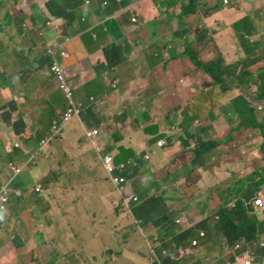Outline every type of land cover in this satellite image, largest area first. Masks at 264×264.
<instances>
[{
  "label": "crops",
  "instance_id": "0c3cea01",
  "mask_svg": "<svg viewBox=\"0 0 264 264\" xmlns=\"http://www.w3.org/2000/svg\"><path fill=\"white\" fill-rule=\"evenodd\" d=\"M22 1L28 12L23 23L17 25H23L25 36L29 34V46L21 47L25 39L14 37L13 46L0 56V74L7 82L0 86V192L2 185L11 190L9 210L0 214V264H247L249 260L264 264V231L256 244L248 247L242 242L238 250L231 247L220 227L224 209L232 210L240 199L247 205L258 197L264 199L259 132L237 129L240 122L230 104L234 125L225 116L217 115L221 108L215 111L216 106L212 110L215 120L187 121L188 110L193 111L195 104H188L186 110L179 97L167 99L171 84L166 77L175 63L177 66L179 60L185 59L183 54L189 46L200 57L212 47L217 48V55L212 54L208 61L222 57L228 65L239 66V72L240 65L253 52L264 50V30L257 28L254 38L261 40L260 47L253 46L250 40L238 42L235 33H230L229 40L214 38L218 32L225 35L224 31L234 23L230 17L211 22L222 11L219 7L240 10L243 0H232V6L225 5L226 0H193L199 7L196 14L187 16H183V9L190 0H61L65 4L61 10L51 7L53 0ZM207 3L213 5L208 7ZM257 9L252 17L264 13L263 8ZM133 17L137 23H133ZM15 20H20L19 15ZM199 21L209 28L195 31L193 26ZM239 34L244 36V28L240 27ZM66 39H71L66 48L69 58L62 64L68 80L72 79L75 102L82 112L64 128L60 139L51 143L48 153H39V144L33 143L36 134L67 110V100L51 73L49 61V50L52 54ZM37 41L42 42L40 48H36ZM149 42H158L161 48L159 60L163 66L159 69L152 67L149 57L139 50L141 43ZM26 65L28 70L22 73ZM165 66L171 68L166 70ZM253 69H264V59ZM191 71L189 66L183 71L190 81ZM181 75L172 86L180 83ZM23 78H28L29 92ZM116 79L122 83L114 82ZM193 84L187 81L182 90L196 92ZM36 93L43 99L40 105L24 98ZM220 97L225 99L218 105L230 103V95ZM175 108L179 109L170 117L168 113ZM48 110L56 113L46 118ZM180 111L182 115H178ZM97 128L103 151L118 157L122 149L130 151L124 154L131 162L128 179L132 188L137 186L140 197L139 204L131 205V219L121 210L116 215L115 188L108 181L102 183L104 201L106 195L111 199L112 208L107 211L112 219L110 242L99 234L98 208H84L90 205H85L82 198L51 197V190L64 184V178L51 177L49 171L56 159V141L61 138L68 159L66 174L78 177L77 170L71 169L87 167L86 180L80 186L85 181L94 184V176H90L94 175L92 163H100L98 168L106 176L102 153L87 138V133ZM156 129L164 135L161 147L152 144ZM230 133L234 150L228 144L222 146L200 164L186 152L195 142L224 143L223 136ZM15 148L36 153V160L38 155L41 158L36 163L19 165L23 173L16 174L9 168L10 152ZM209 157L214 160L208 161ZM147 166H151L153 174ZM191 183L196 190L188 191L186 186ZM38 188L44 192H38ZM67 206L71 207L69 211ZM136 221L143 222L141 227L134 226ZM259 222L264 226V219ZM70 247L78 252L76 258L69 257Z\"/></svg>",
  "mask_w": 264,
  "mask_h": 264
},
{
  "label": "rangeland",
  "instance_id": "374dc122",
  "mask_svg": "<svg viewBox=\"0 0 264 264\" xmlns=\"http://www.w3.org/2000/svg\"><path fill=\"white\" fill-rule=\"evenodd\" d=\"M0 4H1L0 5V18L4 19V18H6L7 15H11L13 17L12 27L15 29L14 32H13V35H12L13 39H14V37H16L15 39H20V38L25 39L24 45H22L21 47L28 48V46H29L28 45L29 34H27L25 36L24 35L25 31L23 30L24 29L23 25H21V26L17 25V23H23V21H24L23 17L28 12V9L25 8L23 1L22 0H0ZM196 4H197V1H196ZM224 4L228 5V6L229 5L230 6L233 5L232 0L228 4L225 1ZM64 5L65 4L61 0H53L51 7L53 9H55V10H61ZM205 5L209 7V6L213 5V4L207 3ZM197 6L199 7L198 4H197ZM219 8L222 9V11H220V13L218 15H216L212 19H210L211 22L213 20H216V19L230 17V19L234 23L231 24V28H229L227 31H224L225 35H222L221 33L218 32L214 36V38H216V40H218V41H222L223 39L224 40H229L227 38H230V33L232 35H234V33H235L238 42L243 43L244 41L250 40V43L253 46L260 47V45L262 43L261 40H256L257 37L254 38V36L258 34L256 32V28H257V31H260V30H264V26L258 25L254 21V17H252L251 14L253 12L257 11L258 10L257 8H259V9L263 8L264 9V0H243L241 2V5H240V10H238L237 8H234V10H232L230 8H227V7H225L226 10H223V8H221V7H219ZM15 9L22 11V13L20 14V12H17L18 14H16V12L14 11ZM236 10H238V11H236ZM245 12L248 13V14H244ZM205 13H206V11H205ZM18 15L20 17V20L16 21L15 18L18 17ZM206 16H207V13H206ZM258 17H264V13L261 12ZM15 23H16V26H15ZM193 27H195L193 29H195V31H196V30H202V29L209 28V25L207 24L206 26H204V24L203 23L201 24L200 21H199ZM198 27H201V28H198ZM240 27L244 28V36H241L239 34ZM6 35H8V34L6 33ZM9 37H11V36H9ZM149 40L154 41L153 39H149ZM9 42H10V44H12V41H9ZM41 44H42V42L37 41L36 48L38 46L40 48ZM68 47H70V44L68 45ZM66 48H67V46L65 47V50L68 52V50ZM139 50L143 54H146L149 57L150 64L153 65L152 67H155L156 69H159L160 67L163 66V64L161 63V60H159V54H160L159 52L161 51V48L159 47L158 42H149L147 45H143V43H141ZM218 51L219 50L217 48L212 47L209 51H207V52L205 51L203 57L199 56L198 59H199V61H201V63L203 65H209V63L211 61H208V60H210L212 58V54H214L216 56ZM49 56L51 57L50 50H49ZM65 60H67V57L64 58L62 55H60L58 61H60L62 66H63L62 63ZM177 63H178L177 66H176V63H175V65H174L175 67H173L171 70H169L171 68V66H165V69L169 70V76L166 77V81L169 84H171V88L169 87L170 88L169 89L170 92H169V95L167 96V99H172V97H174V96L175 97H179V99H180L179 103L181 101L182 104H183L182 106L185 105V109L186 110L188 109V104H195V109L193 111L188 110L187 121H192V120L203 121L204 119H209V120L213 119V120H215V116H214V113H213L212 110L216 106L215 107L216 108L215 111H217L218 108H221L220 111L216 112L217 115L225 116V118L227 120H229L230 125H234L236 123V120L234 121L232 119V111L228 108L229 107V103L227 102V103H225L223 105H218L219 102L221 100H224L225 98L224 97H220L218 93H215L213 95L209 94L210 89H207V86H205V85H207L206 83H207L209 77L206 76L205 71L203 69H200V68L197 69V66L192 63L190 58H187V60H186V58L184 60H179ZM191 64L193 65V67L191 66ZM188 66L192 70L190 72L191 81L183 73V71ZM195 70H197V71L195 72ZM180 74H182L181 77H180L181 78L180 83L178 85H176L175 87L172 86V82L174 80H176V78H178V76ZM9 76L11 77L10 74H9ZM66 76H67V74H66ZM113 79H114V76H113L111 82L113 81ZM204 79L207 80V81H205ZM22 80L25 82V89L29 92L31 90V88H29V86L27 84L28 83V78H23ZM187 81L188 82H194L192 87L196 90V92H189L188 91V92L185 93L182 90V88L185 87ZM68 82L70 83V86L73 87L74 84L72 83V79H69ZM114 82H117L119 84L122 83L119 79H116ZM3 84L7 85V82L4 80V78L0 74V86H3ZM15 87H14V89H16ZM39 96H40L39 93H36L35 95H24V98L28 99L30 102H33L35 100L36 102H34V103H36L37 105H40L41 100H43V99H39ZM230 97L232 99L233 97H236V95L235 94H231ZM167 99H165V101H168ZM188 99H191V101H188ZM171 106H172V102H171ZM261 107L264 108V104H258V111L261 112L262 115L264 116V111L262 112ZM49 112H50L51 115H49ZM55 113H56V111H49L48 110L46 112V116H44V117L48 118L49 116H53ZM182 114H183V111H180L178 113V115H182ZM174 119L176 120L175 117H174ZM186 125H188V123H185V126ZM185 126H183V128ZM159 128H161V127H159ZM165 128H170V127H166L165 126ZM223 128H226V126L223 127ZM257 137L259 138V135H257ZM231 138H232V140L230 141ZM223 139L229 145L230 150H234V148L232 149V147L235 144L232 134L231 133L229 135L225 134L223 136ZM260 139L261 138H259V140ZM162 142L164 144L163 140H162ZM252 143H256V141L253 140ZM152 144H154V145L156 144L157 145V141H155ZM63 147H64V143H63L62 138H61V140L56 141V147H55V150H56V153H57L56 154V159H55L54 162H52L49 165V171H50V176L51 177L57 176L60 180H61V178H64V184H62L60 186H57L55 190H51V197L52 198H58V199H62V198H65V197H67L65 199H71V198L72 199H81L82 198L85 201L84 202L85 205L86 204L90 205V206H84V208H87V207H89V208H95L96 207L95 209L98 208L99 216H98L97 223L100 226L99 234L101 235L102 240H103V237H104L105 239H109V242H110L111 241L110 240L111 227L109 225H110V221H112V219L108 217V212L107 211L110 210L109 202L111 201V199H110V197L108 195H106L105 201H104V199H103V197L101 195V191H103V187L102 186H104V185H102V183L107 181V179H108L107 175L106 176L104 175V173L102 172V168H100V169L98 168V167L102 166L100 163L99 164H96V162L92 163L90 165V168L93 169L92 171H93L94 175L90 174V176H94L91 179L94 184L85 181L86 183L82 184V186H80L79 183H82L84 180H86V175L85 174H87V172H86L87 167L83 166V168L80 169V171L77 169V167H73L71 169V170H74L75 172L77 170V173L80 174L78 177L71 176V173L66 174V172L64 170L65 169L64 166H65V164H67L68 159L66 158L65 151H64ZM258 147H259V150L261 151L260 142H259ZM48 150H49V148H48ZM213 160H214L213 157H209L208 158V161H213ZM260 162L262 164H264L263 161H260ZM150 164H151L150 162L147 163V165H150ZM146 169H149V171L152 174L154 173V171L151 170V166H147ZM263 169H264V167L262 168V170ZM87 178L90 179L89 177H87ZM88 183L90 185H88ZM262 183L264 185L263 181H262ZM107 184L109 186H111V187H114V185L110 181L107 182ZM107 184H105V185H107ZM41 186H42V190H44L45 186L44 185H41ZM186 188H188V191H192V190H196L197 186H195V185H193L191 183L188 186H186ZM7 191H8L9 196H11V190L9 189L8 186H7ZM43 192L41 191V193H43ZM235 193L237 194V190L235 191ZM13 194L14 193L12 192V195ZM139 199H140V197H139ZM76 204L74 202L73 206H75ZM67 208H68V211H69L71 207L67 206ZM256 209L259 211V208H256ZM78 213H80L79 210H78ZM259 213H260L261 216L258 219L259 220H263L264 219V214H262L260 211H259ZM101 220H102V222H101ZM117 221L118 220H115L114 224H116ZM64 222H66V219H65ZM70 225H73V221L70 223ZM134 226H137V228L141 227L140 224H137V223H135ZM90 231L92 233H94L93 229H91ZM89 235H91V233H89ZM121 240H122V238H121ZM74 243L76 244V242H74ZM88 243H90V240L88 241ZM110 248H113V247H110ZM72 250H73V248L70 247L69 248V252H70L69 257L70 258H76L78 256V252L74 253ZM133 250H135V249H133Z\"/></svg>",
  "mask_w": 264,
  "mask_h": 264
},
{
  "label": "trees",
  "instance_id": "16d2710c",
  "mask_svg": "<svg viewBox=\"0 0 264 264\" xmlns=\"http://www.w3.org/2000/svg\"><path fill=\"white\" fill-rule=\"evenodd\" d=\"M196 8L197 4L192 0L188 6L184 7L183 16L196 14ZM262 18L263 17L254 16V21L258 25L264 26V20H261ZM12 21L13 17L11 15H7L4 19L0 18V56H3L5 54L8 47L13 46V44H10L9 42L13 41L12 35L15 30L12 27ZM6 33L8 35H6ZM183 57L190 58L192 63L197 66V69L200 68L205 71L206 76L209 77V84L208 82L206 83L207 89H210L211 94L218 93L220 96L226 97L231 94L236 95V97H233L229 103L231 105V110H233V113H235L237 120H239L240 122V125L236 128H245L247 130L259 132V138L262 139H260L262 151L261 161H264V116L258 111V104H264V69H261L259 71H255L253 69L261 60L264 59V50L260 49L253 52L247 62H245L243 65L239 64L241 72H239V66L228 65L225 62V59L222 57H218L216 60L209 63V65H203L198 59L199 54L193 52L190 46L188 47L186 53L183 54ZM254 57H256V59H254ZM51 59L49 58V61L51 66H53V59L52 61ZM27 70L28 66L24 68L22 73L26 72ZM176 109L179 108L172 109L168 113L170 114V117L175 115ZM59 120V118L54 119L48 128L44 125V129L36 134V139L34 138L36 141H34L33 143L35 145H40V142L43 139H46L50 135H52L54 122ZM152 133L155 135L153 142L157 141V145H159L160 139L164 138V135L158 134L160 133L158 129L153 130ZM231 140L232 138L230 139V141ZM225 145H227L225 141L224 143H222L221 141L216 140L203 141L201 143L195 142L186 149V152L188 151V153H192L194 155V163L200 164V162L205 161L204 158L208 157L209 154L219 151L221 147ZM16 148L14 149V152H10L11 155L9 159L11 163L19 166L22 164L24 165L25 163L27 165L33 161L36 162V156H33L36 153L33 154L31 151L27 152V150H18ZM129 153V150L122 149L120 157H118L117 154H115L116 157L115 155L113 156L117 165L123 164L126 166L127 179L125 192L122 193L118 187L114 186L116 192L115 198L118 199V211H115V214H120L121 210L123 215L128 216L129 214V218L131 219V205L139 204L140 199L138 190H136L137 186L136 189L135 185L132 188L133 184L128 179L127 171H129L128 168L130 167L131 162L127 159V156H124V154L128 155ZM39 158H41V155L38 157V161L40 160ZM260 176L263 178L264 182V170L260 172ZM107 178V181H110L112 183L110 178ZM109 208L111 209L112 207ZM136 218L141 220L139 214H136ZM221 218L222 221L220 227L225 230L226 238L228 239L231 247L239 245L241 241H245L250 245L257 243L258 238H260V234L264 231L263 224L258 222V218L254 214L253 206L246 205L242 199L238 201L234 209H224V211H222ZM132 219L134 220L133 217ZM136 222L140 225L143 224V222H141L142 224L138 221Z\"/></svg>",
  "mask_w": 264,
  "mask_h": 264
},
{
  "label": "built area",
  "instance_id": "2783aa9c",
  "mask_svg": "<svg viewBox=\"0 0 264 264\" xmlns=\"http://www.w3.org/2000/svg\"><path fill=\"white\" fill-rule=\"evenodd\" d=\"M227 2V1H226ZM90 3V2H88ZM133 23H137L138 20L136 17L132 18ZM68 42H71V39H67ZM65 44H62L59 48V51H55L53 53V59L54 64L52 66V71L54 75L56 76L57 80L59 81L60 88L66 95L68 101H69V108L67 112L63 115L60 121H56L54 123L53 132L58 133L60 132L69 122H71L72 119L75 117H78L80 114V110L78 109L77 105L74 102V92L72 88L70 87L69 83L66 82L67 80L65 77V70L58 61V55H62L64 58L68 57L67 52L64 50ZM99 135V131L94 130L89 134V137L92 140H95V138ZM50 139H45L42 142V149L46 148L49 145ZM95 147L97 150L102 152V149L97 146V142L94 141ZM159 146H163V142L159 143ZM102 162L103 166L105 168V171L107 172V175L109 176L112 183L119 188V190L123 193L126 190L127 185V179H126V166L121 164L117 165L115 162V158L113 154L107 153L102 156ZM9 168L14 171L16 174H21L22 169L15 166V164L10 163ZM1 183V182H0ZM40 191V189H38ZM10 204V196L7 191V186L2 185L1 186V192H0V210L6 211L8 209V205ZM256 206L264 212V201L262 199H257L255 201ZM202 236L205 238L206 233H203ZM195 246L199 245L198 241H195Z\"/></svg>",
  "mask_w": 264,
  "mask_h": 264
},
{
  "label": "clouds",
  "instance_id": "9594fccd",
  "mask_svg": "<svg viewBox=\"0 0 264 264\" xmlns=\"http://www.w3.org/2000/svg\"><path fill=\"white\" fill-rule=\"evenodd\" d=\"M162 2H164L165 0H161ZM192 0H190V2H191ZM227 1V4L229 3V1L228 0H226ZM107 4V3H106ZM190 4V3H189ZM67 40V39H66ZM65 40V42L63 43V44H65L67 41ZM68 43H70V42H68ZM67 43V44H68ZM67 44H65V47L67 46ZM65 47H64V50H65ZM60 48V47H59ZM56 51H59V49L58 50H56ZM66 51V50H65ZM55 52V51H54ZM54 52H52V59H53V53ZM67 52V51H66ZM67 54H68V52H67ZM59 57H60V55H58V59H59ZM69 58V54H68V57H67V59ZM62 59V58H61ZM60 62V61H59ZM53 64H54V59H53ZM61 64V63H60ZM63 67V66H62ZM64 68V67H63ZM65 70V69H64ZM51 73L53 74V76H54V78H55V80H56V82H57V84H58V87H59V89L62 91V89L60 88V84H59V81L57 80V78H56V76L54 75V73H53V71H52V67H51ZM65 77H66V80H67V82H68V79H67V76H66V70H65ZM69 83V82H68ZM69 85H70V83H69ZM71 87V86H70ZM72 88V87H71ZM72 90H73V92H74V89L72 88ZM62 93L64 94V92L62 91ZM65 95V94H64ZM65 98H66V100H67V110H68V108H69V101H68V99H67V97H66V95H65ZM74 102H75V93H74ZM75 104H76V102H75ZM77 105V104H76ZM77 107H78V109L80 110V114H79V116L78 117H75V118H79L80 117V115H81V109L79 108V106L77 105ZM67 110L66 111H64L62 114H61V116L59 117V119L61 120V118L63 117V115L67 112ZM59 120V121H60ZM73 120V119H72ZM71 120V121H72ZM56 122V121H55ZM54 122V123H55ZM70 123V122H69ZM68 123V124H69ZM67 124V125H68ZM66 125V126H67ZM65 126V127H66ZM64 127V128H65ZM64 128L60 131V132H58V133H55V132H53L52 133V135H50L48 138L50 139V142H49V145L46 147V148H44V149H42V142L45 140V139H43L41 142H40V145H39V153H48L50 150H51V143L54 141V140H56V139H58V138H60L61 136H62V133H63V131H64ZM94 130H97V131H99V135H100V130L97 128V129H94ZM94 130H92V131H94ZM92 131H90L89 133H87V138L90 140V142H91V144L95 147V144H94V141H96L97 142V146L99 147V135L95 138V140H92L90 137H89V134L92 132ZM48 138H46V139H48ZM15 146L16 147H20L19 146V144H15ZM48 148H49V150H48ZM95 149H96V147H95ZM102 156L104 155V154H106L107 152L104 150H102ZM40 155H38V157H39ZM38 157H37V159H38ZM36 162H37V160H36ZM35 162V163H36ZM11 163V162H10ZM103 163V162H102ZM10 166V165H9ZM16 167H18L17 165H15ZM18 168H21V167H18ZM22 169V168H21ZM105 169V168H104ZM14 172V171H13ZM22 172H23V169H22ZM106 172V171H105ZM107 173V172H106ZM107 177H109L108 175H107ZM113 184V183H112ZM114 185V184H113ZM115 186V185H114ZM38 189H40V188H38ZM42 190L40 189V191H38V192H41ZM257 199H262L263 201H264V199L263 198H260V197H258V198H256L252 203H249L248 204V206H253V210H254V214H255V216H257V214L259 213V211L262 213V214H264V212L263 211H261L260 209H259V211L256 209V208H258L257 206H256V204H255V201L257 200ZM10 203H11V197H10ZM247 205V204H246ZM9 207H10V204L8 205V209L6 210V211H1L0 210V214H4V213H6L8 210H9ZM236 207V205H233V208L232 209H234ZM257 218H258V216H257ZM218 220H220V218H218ZM258 220V219H257ZM258 222H259V220H258ZM260 223V222H259ZM260 236H261V234H260ZM258 240H259V238H258ZM242 242H245V241H241L240 242V244L242 243ZM246 243V242H245ZM237 245V246H234V247H237L238 248V250H240L241 249V246L242 245ZM254 244H256V243H254ZM254 244H252V245H254ZM252 245H250V244H248L247 243V246L249 247V246H252ZM233 247V248H234ZM247 264H253V261L252 260H249L248 262H247Z\"/></svg>",
  "mask_w": 264,
  "mask_h": 264
}]
</instances>
